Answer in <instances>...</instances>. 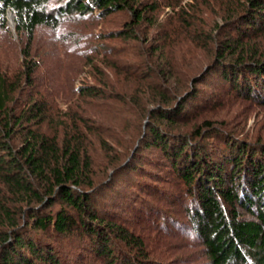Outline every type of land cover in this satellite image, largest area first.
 <instances>
[{
	"label": "trees",
	"instance_id": "1",
	"mask_svg": "<svg viewBox=\"0 0 264 264\" xmlns=\"http://www.w3.org/2000/svg\"><path fill=\"white\" fill-rule=\"evenodd\" d=\"M198 1L226 11L209 24L192 14ZM178 5L161 32L158 0H0V35L10 11L27 39L18 65L0 63V264H197L195 251L151 252L164 240L136 235L135 216L157 233L186 225L201 264H264V135L205 112L216 90L235 98L230 107L264 108V44L254 42L264 0ZM120 12L118 29L60 34L64 19L95 25ZM39 27L75 39L62 59L80 60L62 66L73 73L58 86L39 75ZM163 171L174 193L152 183ZM155 196L182 207L186 222Z\"/></svg>",
	"mask_w": 264,
	"mask_h": 264
},
{
	"label": "rangeland",
	"instance_id": "2",
	"mask_svg": "<svg viewBox=\"0 0 264 264\" xmlns=\"http://www.w3.org/2000/svg\"><path fill=\"white\" fill-rule=\"evenodd\" d=\"M153 2L154 0H136V2ZM159 6H160V19L158 20V25L160 24V30L161 32L168 29L170 30V26L168 21H170V13H172V5L179 6L184 5L188 0H158ZM193 1V0H192ZM57 3V2H56ZM56 3L54 5H56ZM196 4H201V8L195 9V12H192V14L196 13V15L200 16L202 15V18L206 20L207 23H213V20L215 18H218L216 15V10L219 12L220 15H224L226 8L223 7V10L218 9V5H216L214 2L213 5H206L203 1H198ZM10 16L13 18V15L10 11L7 13V30L1 33L0 35V63H4L5 68L14 67L16 64L18 65V60L22 56L20 55L21 48L24 45V41L27 40L25 38L22 39L18 34L16 30V23L13 20H11ZM128 18L127 14H124L123 12L117 13L116 15L108 17L106 20L103 21H96L95 25H91L90 22H79L77 23L75 21H69L68 19H64L61 23V28H63L62 31H60V34L62 37L66 36L67 33H71L70 28L79 29V31L82 29V32H79L81 34H86V28L87 30L90 29V32L92 31H109V30H115L121 27L120 22ZM69 27V29L67 28ZM158 27V26H157ZM211 28L210 25H206L205 30H209L208 28ZM69 30V31H68ZM72 30V29H71ZM156 33V29H152L150 31V34ZM160 32L157 30V33ZM69 33V34H70ZM156 33V35H157ZM68 34V35H69ZM62 37H58L56 35V32L48 27H39L34 35L33 38V49H34V55L35 51L41 53L42 56V63L40 66H43L40 71V78L42 77V81L47 84L50 82H55V86H58V84H61V79L65 74L70 75L72 74V69L67 71V69H63L62 66H77L76 64L80 60L78 56L70 58V59H62V54L65 53L68 46L71 44H74L75 39L72 37H66L65 42H63L61 39ZM60 38V39H59ZM81 42L82 39H79ZM258 41L259 44H264V37H259V39H255L254 42L256 43ZM78 44V43H77ZM96 44V43H95ZM205 51H200L199 58H202L203 55H205ZM129 57L132 59L133 57L129 55ZM85 62V60H84ZM82 63V62H81ZM10 65V66H9ZM203 65V64H202ZM199 67V66H198ZM203 66H200L198 69L201 70ZM83 76V75H82ZM216 97L214 105H211L207 109H205V112L207 116H210L212 118H222L223 120H227L228 122H231L241 128L246 129V132H253V133H259L264 135V108L259 106H250L248 105L246 101L240 100L234 107H230V103L234 101V97L230 96V93H227L224 90H216ZM234 98V99H233ZM61 100V98L59 97ZM63 102V101H62ZM60 108H65L64 105L61 103L59 105ZM120 107V106H119ZM250 107L251 111L247 110V108ZM97 113L99 111L97 109H93ZM135 112H127L124 115V125L125 130H131L130 124L134 122V119L136 118ZM244 116L241 118V116ZM206 115L204 117H207ZM234 118V119H233ZM196 119H191L192 122H194ZM147 119H145L142 123V128H146ZM139 141H136L134 143V146L138 145ZM144 157L149 158L148 154H144ZM127 158V157H126ZM153 158V157H152ZM100 161V160H99ZM152 170V167H151ZM156 170V169H153ZM165 171V170H164ZM161 173V176L163 181H157L156 178L152 179L151 181L149 176H142V179H147L148 181H151L155 186L161 187L162 190L175 192L176 189V178L172 176H167L165 172ZM160 174V171H158ZM150 179V180H149ZM146 182V181H145ZM121 188V187H120ZM137 193V192H136ZM142 194V193H141ZM161 198L158 200L155 197L153 201L157 204L163 206L162 208L166 209L168 214H172L177 218L182 219V222H186V218L184 215V212L182 210V207L179 205H172L170 204V200H167V197L160 196ZM164 213V211H163ZM135 216V215H134ZM130 219H133V224L127 223V225L131 224V229L134 230L136 235H139L141 238H143L147 243L150 245H154V242L158 241L159 239H163L164 242H158L164 243L161 246H158L159 248L155 249L151 252H155L157 255H164V256H173L174 254L183 253V255H186L187 253L194 252L195 251V261L197 264H201L205 262V254L203 252L202 245L198 240L193 238L191 235L190 230H188V227L185 225V229H180L176 226H171L169 228H164L160 233H157L150 225H146L147 223L140 222L142 219L139 217H129ZM135 219V220H134ZM165 243L169 244V248L165 245ZM172 246V247H171ZM178 248L176 249L175 248ZM176 249L177 251L173 250ZM172 250V251H171ZM193 250V251H192ZM169 252L171 255H169ZM194 256V255H193Z\"/></svg>",
	"mask_w": 264,
	"mask_h": 264
},
{
	"label": "water",
	"instance_id": "3",
	"mask_svg": "<svg viewBox=\"0 0 264 264\" xmlns=\"http://www.w3.org/2000/svg\"><path fill=\"white\" fill-rule=\"evenodd\" d=\"M11 20H13V18L10 16Z\"/></svg>",
	"mask_w": 264,
	"mask_h": 264
}]
</instances>
